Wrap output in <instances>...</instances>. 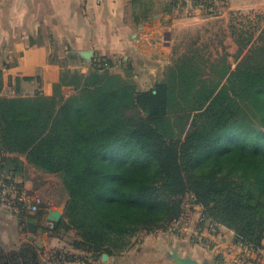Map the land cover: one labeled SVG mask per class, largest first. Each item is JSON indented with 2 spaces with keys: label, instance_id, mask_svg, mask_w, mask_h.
<instances>
[{
  "label": "trees",
  "instance_id": "1",
  "mask_svg": "<svg viewBox=\"0 0 264 264\" xmlns=\"http://www.w3.org/2000/svg\"><path fill=\"white\" fill-rule=\"evenodd\" d=\"M231 28L242 52L256 32L246 41ZM250 50L254 62L236 55L234 65L227 54L212 59L186 49L148 90L138 89L130 63L115 73L116 61L96 54L89 70L63 67L44 90L0 96V181L22 186L27 162L61 175L69 194L64 219L52 227L43 223L44 203L19 212L21 224L61 238L75 230L72 249L54 253L58 264H94L82 252L128 251L139 232L171 228L185 212L183 197L194 194L207 219L235 229L236 241L259 245L264 39ZM40 255L26 242L0 252V264H45Z\"/></svg>",
  "mask_w": 264,
  "mask_h": 264
},
{
  "label": "crops",
  "instance_id": "2",
  "mask_svg": "<svg viewBox=\"0 0 264 264\" xmlns=\"http://www.w3.org/2000/svg\"><path fill=\"white\" fill-rule=\"evenodd\" d=\"M217 3V8L209 10L201 0H0V96L30 94L27 91L34 92V82L42 86L40 89H46L64 67L65 60H84L80 52L90 49L94 56H109L116 61L112 72L124 73L126 63H130L138 89H151L166 67L186 51L188 41L184 37L188 32L209 25L213 19L227 17L233 10L264 12V0H218ZM55 47L57 53L52 55ZM21 159L25 161V157ZM21 181L26 191L32 188L31 179ZM17 214L11 204L0 201L1 253L18 249L26 242L41 252L46 245L50 249L52 243L63 241L49 231H32L21 224ZM187 220L186 216L184 221ZM43 221L46 226L54 224L47 214ZM188 223L186 226L181 223V229L172 232L173 248L183 256L214 264L207 253L206 257L200 255L201 242L190 243L193 235L206 233L208 227L196 215L190 216ZM223 229L224 226L221 232L216 230L211 235L219 246L228 244L222 238ZM158 239L152 246L146 243L141 247L143 243H138L137 249L126 251L121 257L123 263L135 264L136 253L144 256L148 250H154L153 254H158L159 249L163 250V240ZM62 247L72 249L69 243Z\"/></svg>",
  "mask_w": 264,
  "mask_h": 264
},
{
  "label": "rangeland",
  "instance_id": "3",
  "mask_svg": "<svg viewBox=\"0 0 264 264\" xmlns=\"http://www.w3.org/2000/svg\"><path fill=\"white\" fill-rule=\"evenodd\" d=\"M231 24H236L237 28H239V31L242 32L243 36H246V41L248 38L247 32L255 31V35L252 37V41L248 43L247 46L243 49L242 52L239 51V44L237 42V37L232 33ZM264 28V12H258L254 10H233L230 14L227 15V17H220L213 19L210 21L209 25L203 26V28L196 29L193 31H190L186 34L184 39L188 41L186 43V49L191 48H200L202 49V52L206 57L210 58H218L222 56L223 54L228 55L229 61H231L234 65L236 64V55H239V60H243V62H254V60L257 58V55L254 50H250V46L253 43H260L264 39V33L263 38L260 39L258 37V34L260 31ZM196 41V44H192V42ZM184 47V45H183ZM92 50V49H90ZM57 53L56 47L52 51V55ZM67 57V56H66ZM94 57V56H93ZM92 57V59H93ZM91 59V60H92ZM90 59L87 62V59L84 60H76L71 61L65 60L64 61V68L68 64H74L75 66L79 68H71V69H82L81 66H88V70L91 67V61ZM134 80L135 77L133 76ZM28 80H25V83H27ZM34 92H28L30 94H34L36 91H40L43 88L40 89L39 84L37 82L32 83ZM44 85V84H43ZM37 86V90H36ZM31 87V90H33ZM71 91H67V93H70ZM20 158L24 155H20ZM18 157V158H19ZM21 165V164H20ZM25 166V169H24ZM21 167L25 171V175L27 176L26 179H31L32 182V188H29V194L32 193L34 197H37L42 203H44L47 208V216L50 212V209L54 210L55 213H57V217H60V220L64 219L65 217V211L68 204L69 194L66 188L63 185L62 177L59 174L54 173H47L43 172L39 169H37L35 166L30 165L28 163H25V165H21ZM21 179V176L18 178ZM26 191V189H25ZM27 191V192H28ZM31 196V197H33ZM183 204H184V218L187 216V219L189 220L190 216H198V219L200 222H203L204 225L208 227V231L206 233H200L195 234L190 239V243L196 244L197 241L201 242L200 245L203 247V250H200L202 252L200 255L206 257V253L208 254L210 260L212 259L215 261L214 264H264V233L262 241L257 246H251L248 245L241 240L236 241V237L238 236L235 229L227 228L226 226L217 223L213 219H210L205 216V211L208 210L207 207L204 208L203 205L197 204L195 201L194 194H188L183 197ZM200 206V211H198ZM52 207V208H51ZM188 220L184 221V226L188 225ZM59 222V221H57ZM55 223V222H54ZM183 226V225H182ZM178 227L175 229L173 226L172 229L169 228L168 230H157L153 232H146V230L139 232V234L135 238V243L132 247V250L137 249L135 247L138 245V243L141 244V247H144V245L147 243V246H152V242L156 244V240H163L162 249H159L160 251L158 254H153L154 250H148L147 255H140L136 253V261L135 264H170V262L173 260L172 255L166 253V250L174 249L173 245L175 242L173 241L174 235H172L174 231H178L181 229V227ZM205 226V227H206ZM225 227L222 232V238H224L225 241H228V244L225 245L222 243L221 246H219L218 241H215L212 239L211 235L216 230L221 232L222 227ZM175 229V230H174ZM171 232V233H170ZM41 233V232H40ZM41 237V234L38 236ZM63 241L60 244H51L50 249H47L46 246L41 248V259L43 262H45V259H48L51 254L58 253V254H65L61 249L63 244L67 243H74L75 240L78 239L77 232L75 230H63L62 231V238ZM164 245V246H163ZM190 245V244H189ZM218 245V247H217ZM159 246V245H158ZM226 246V247H224ZM135 247V248H134ZM139 248V247H138ZM48 250V251H47ZM64 250V249H63ZM165 250V251H164ZM65 251V250H64ZM143 251V250H141ZM140 251V253H141ZM164 251V252H163ZM63 252V253H62ZM81 251L78 249L73 251V255L78 257ZM135 252V251H134ZM209 252V253H208ZM107 253L104 251H97V252H82V254H88V260L96 263L94 264H124L121 257L124 256L125 252L121 253L120 255L110 256L108 259L104 260L102 258V254ZM212 256V257H211ZM215 256V257H213ZM208 258V259H209ZM214 258V259H213ZM116 259V262H113V260ZM74 264H80L78 261H75Z\"/></svg>",
  "mask_w": 264,
  "mask_h": 264
},
{
  "label": "built area",
  "instance_id": "4",
  "mask_svg": "<svg viewBox=\"0 0 264 264\" xmlns=\"http://www.w3.org/2000/svg\"><path fill=\"white\" fill-rule=\"evenodd\" d=\"M201 2L206 6L207 9L217 8L218 0H201ZM1 191H0V201L11 204L17 213L22 212L24 208L29 213H34L38 210L41 201L37 198L31 197L23 186H17L15 183L5 184L0 181ZM20 204V205H19ZM22 205V206H21ZM184 214L174 222L173 225L180 227L181 223L184 222ZM45 264H58V260L51 254V256L46 259Z\"/></svg>",
  "mask_w": 264,
  "mask_h": 264
},
{
  "label": "water",
  "instance_id": "5",
  "mask_svg": "<svg viewBox=\"0 0 264 264\" xmlns=\"http://www.w3.org/2000/svg\"><path fill=\"white\" fill-rule=\"evenodd\" d=\"M83 57L87 60H91L92 57L94 56V51L93 50H84L80 52ZM57 213L54 212V210H50L48 213V219L54 222L60 221V217H57ZM170 255H172L173 260L170 262V264H211L207 261L200 262L196 259H193L190 255L183 256L182 253L177 251L176 249H172L169 252ZM109 255L108 253H103L102 258L104 260L108 259Z\"/></svg>",
  "mask_w": 264,
  "mask_h": 264
}]
</instances>
